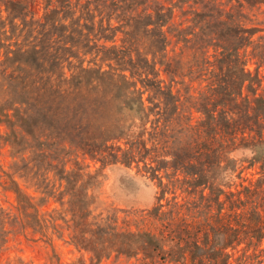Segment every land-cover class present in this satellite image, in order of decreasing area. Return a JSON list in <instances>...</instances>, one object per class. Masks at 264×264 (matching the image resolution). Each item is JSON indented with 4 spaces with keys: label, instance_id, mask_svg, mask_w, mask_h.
<instances>
[{
    "label": "trees",
    "instance_id": "16d2710c",
    "mask_svg": "<svg viewBox=\"0 0 264 264\" xmlns=\"http://www.w3.org/2000/svg\"><path fill=\"white\" fill-rule=\"evenodd\" d=\"M244 1L264 4L0 0L13 232L51 246L66 232L96 260L264 264V27L245 23ZM86 159L135 167L151 206L120 223L93 213ZM15 172L59 206L40 212Z\"/></svg>",
    "mask_w": 264,
    "mask_h": 264
},
{
    "label": "rangeland",
    "instance_id": "374dc122",
    "mask_svg": "<svg viewBox=\"0 0 264 264\" xmlns=\"http://www.w3.org/2000/svg\"><path fill=\"white\" fill-rule=\"evenodd\" d=\"M242 10L244 13L243 19L247 25L264 27L263 3L244 1ZM254 65L253 60L247 64L251 70ZM175 87H180V85L178 84ZM3 131L4 126L0 125V132ZM11 161L9 145L2 144L0 139V166L3 171H12ZM86 161L89 162V170L93 171L99 168L97 182L89 189V193L91 192L93 195V199L89 203L93 213L99 211L105 213L107 209H110L115 213L118 223H120L124 218L133 219L137 217L142 209L151 206L155 186L148 179L136 173L135 167L129 169L121 164H109L101 168L99 162L89 161L88 159ZM70 165L71 162H67L64 166L68 168ZM2 176L1 180L4 179L5 174H2ZM53 176L54 170L52 169L49 171V177L52 178ZM14 177L19 182L21 189L37 203L40 212L59 206L58 202L52 198L40 204V193L34 185L25 182L17 172L14 173ZM17 206L15 192L7 187V183L0 181V264H7L8 262L9 264H69L78 258H81L85 264H145L140 255L128 257L124 254L111 253L108 257L100 260L91 258L89 252L83 249L78 250L72 243L67 241L68 235L66 232L62 238L53 237L54 246L45 243L41 239H28L30 234L26 236L20 232H13L11 218L5 216L6 212H17ZM34 236L37 237L38 233H35ZM262 245L264 246V241ZM168 264L172 263L169 262Z\"/></svg>",
    "mask_w": 264,
    "mask_h": 264
}]
</instances>
